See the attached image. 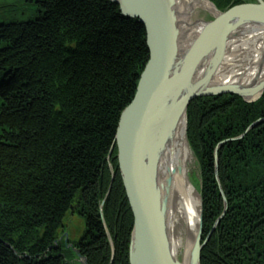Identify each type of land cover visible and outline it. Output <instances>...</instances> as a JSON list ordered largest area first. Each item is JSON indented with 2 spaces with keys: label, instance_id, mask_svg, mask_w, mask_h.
Here are the masks:
<instances>
[{
  "label": "trees",
  "instance_id": "trees-1",
  "mask_svg": "<svg viewBox=\"0 0 264 264\" xmlns=\"http://www.w3.org/2000/svg\"><path fill=\"white\" fill-rule=\"evenodd\" d=\"M212 2L233 16L254 0ZM149 56L145 28L111 0H0V264H71L58 242L70 211L86 220L75 246L88 264L112 260L101 211L113 264H130L134 214L115 136ZM259 120L264 95L188 108L203 241L223 215L201 264H264V122L230 141Z\"/></svg>",
  "mask_w": 264,
  "mask_h": 264
},
{
  "label": "water",
  "instance_id": "water-1",
  "mask_svg": "<svg viewBox=\"0 0 264 264\" xmlns=\"http://www.w3.org/2000/svg\"><path fill=\"white\" fill-rule=\"evenodd\" d=\"M202 1L212 6L213 10L207 18L194 19L198 1L111 0L123 16L137 20L145 28L150 53L134 99L120 116L115 136L119 172L134 214L130 264H201L202 250L223 215L202 242L203 196L202 187H196L201 198L199 224L194 237L185 243L186 248L179 257L173 248L168 215L162 210L164 199L169 197L173 175L167 176L161 185L162 194L156 189L158 179L163 178L160 166L164 152L174 140L179 123L185 117L186 142L195 157L188 139V108L194 100L236 95L248 104H255L264 95V79L260 80L257 75L244 82V86L216 80L220 59L230 41L264 36V0H255L233 16L229 11L219 10L211 0ZM260 59L262 65L258 69L264 72V51ZM251 66L245 69H253ZM255 70H249L250 74ZM262 122L264 120L257 121L244 135L230 141L242 139ZM114 178L113 173L112 183ZM103 207L104 202L101 210ZM101 216L110 242L113 264L116 249L103 212ZM76 252L78 264H88L80 251ZM184 255L188 257L185 263Z\"/></svg>",
  "mask_w": 264,
  "mask_h": 264
},
{
  "label": "bare ground",
  "instance_id": "bare-ground-1",
  "mask_svg": "<svg viewBox=\"0 0 264 264\" xmlns=\"http://www.w3.org/2000/svg\"><path fill=\"white\" fill-rule=\"evenodd\" d=\"M185 1L182 0V2ZM191 1H198V9L208 12L213 10L212 6L210 7L209 4L202 0ZM260 37L262 38L258 37L248 40L240 37L243 39L230 41L227 44L223 58L220 59L216 80L220 83L243 86L244 82L250 81L256 75L260 77V80H263L264 72L258 69L262 65L260 56L264 51V36ZM256 63H258L257 67L255 66ZM250 64H252L251 68L256 69L253 74H250L253 69H245ZM185 120V117L181 119L174 140L164 152L163 162L160 166V174L163 178H159V185H156L157 192L162 194L161 185L165 182L167 176L173 175L174 181L168 193L169 197L164 199V208L162 210L168 215V227L169 232L171 231L173 236V248L177 250L179 257L183 253V249L186 248L187 241L194 237L197 231L201 209V198L196 188L197 181L195 180V183L193 177H190L194 156L187 146ZM221 192L224 203H227L222 189ZM165 196H167L166 193ZM226 210L227 208L225 207ZM187 261L188 257L184 255V263Z\"/></svg>",
  "mask_w": 264,
  "mask_h": 264
},
{
  "label": "rangeland",
  "instance_id": "rangeland-1",
  "mask_svg": "<svg viewBox=\"0 0 264 264\" xmlns=\"http://www.w3.org/2000/svg\"><path fill=\"white\" fill-rule=\"evenodd\" d=\"M250 1L253 2V0H250ZM211 2H212V0H211ZM209 13L210 12H208V11L197 9L195 11V13H194V19L201 18V17L207 18L209 16ZM110 172L112 173V175H113V173L115 174V171H114V168H113L112 165H110ZM190 177H193L194 181L195 180L197 181V183H196V181H195V183H196V187L198 189H199V185L201 187H203L202 175H201V171H200V168H199L198 160H197L196 157H194V159H193V165H192V168H191ZM112 180H111V183H112ZM114 180H115V178H114ZM111 189H112V185L110 186L108 194H110ZM101 215H102V212H101ZM86 230H87V227H86L85 218L82 217L77 212L73 213V212L70 211L68 213L65 221H64V226H63V229L61 231V236L59 237L58 242H60V243H62L64 245L61 248V250L63 251L62 253L65 256H66V254L70 255V261L73 262L74 264H78V261L76 260L77 259L76 250H79L75 246V243L79 242L82 239V237L86 233ZM106 234H107V232H106Z\"/></svg>",
  "mask_w": 264,
  "mask_h": 264
}]
</instances>
